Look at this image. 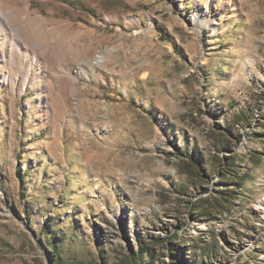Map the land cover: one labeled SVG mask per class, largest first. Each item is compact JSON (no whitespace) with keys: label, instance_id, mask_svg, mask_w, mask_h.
I'll list each match as a JSON object with an SVG mask.
<instances>
[{"label":"rangeland","instance_id":"374dc122","mask_svg":"<svg viewBox=\"0 0 264 264\" xmlns=\"http://www.w3.org/2000/svg\"><path fill=\"white\" fill-rule=\"evenodd\" d=\"M0 4V264H264V0Z\"/></svg>","mask_w":264,"mask_h":264},{"label":"trees","instance_id":"16d2710c","mask_svg":"<svg viewBox=\"0 0 264 264\" xmlns=\"http://www.w3.org/2000/svg\"><path fill=\"white\" fill-rule=\"evenodd\" d=\"M219 144L223 148H228V141H220ZM191 169H196L194 174L202 176V173H199V169L202 170L201 163L194 158H192ZM218 173L221 176V183L226 184L224 179L231 180L229 184H232L235 189H214L213 192L206 198L199 200L194 205V218L199 221H213L220 218L227 213H230L236 205V200L239 198V191L245 186L246 180L245 176L247 175L246 171L239 170L238 165L235 162L234 157H228L222 160L221 167L218 170ZM173 246V237H166L161 243H169ZM177 250V248H175ZM148 248H141L140 254L148 253ZM51 258L53 260L52 264H62L60 259L57 258V253L52 252ZM139 257L136 255L130 256L128 261L116 264H137Z\"/></svg>","mask_w":264,"mask_h":264},{"label":"bare ground","instance_id":"6f19581e","mask_svg":"<svg viewBox=\"0 0 264 264\" xmlns=\"http://www.w3.org/2000/svg\"><path fill=\"white\" fill-rule=\"evenodd\" d=\"M3 21L7 24V26H10L12 29H15V31H17L19 33V36L21 39H23L25 41L28 40L25 38V36L23 34H21L20 30H18L16 28V24L13 23L12 16H11L10 12L6 8H4L3 5L0 4V23ZM0 43H1V40H0ZM0 61H3L2 56H0ZM4 66L5 65L2 63L1 67H4Z\"/></svg>","mask_w":264,"mask_h":264}]
</instances>
